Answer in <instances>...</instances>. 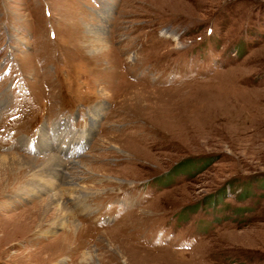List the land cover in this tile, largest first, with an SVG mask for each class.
Returning a JSON list of instances; mask_svg holds the SVG:
<instances>
[{
	"label": "rangeland",
	"instance_id": "rangeland-1",
	"mask_svg": "<svg viewBox=\"0 0 264 264\" xmlns=\"http://www.w3.org/2000/svg\"><path fill=\"white\" fill-rule=\"evenodd\" d=\"M6 153L59 158L81 225L24 166L0 264H264V0H0Z\"/></svg>",
	"mask_w": 264,
	"mask_h": 264
},
{
	"label": "bare ground",
	"instance_id": "bare-ground-1",
	"mask_svg": "<svg viewBox=\"0 0 264 264\" xmlns=\"http://www.w3.org/2000/svg\"><path fill=\"white\" fill-rule=\"evenodd\" d=\"M91 28L92 29L94 28L93 30H91L92 33L98 32V29H99L98 27H97L98 29L95 27H91ZM100 30L103 32V30L101 28H100ZM98 40H102V38H100ZM98 110H99L98 107L94 108V110L92 111L94 113L92 119L95 120L97 118ZM41 133H42L41 137L43 138L44 136H46L45 134L47 133V131L42 130ZM54 154H56V153H54ZM58 159L55 155H52V156H49L47 158H44L41 163H37V161H39L38 159L23 157V156L16 154V153H14V154H7V153L6 154H0V192L4 191L10 185V184L7 185L8 183L5 180L6 177H8V175H12V177H15L16 176L15 174L18 173L19 171L23 170L24 166L29 167L28 174L31 175V178L29 180H25L22 183V185H21L22 186L21 187L22 192L25 195L27 193V195H29V197L35 196V194H40L43 192H46V194L50 193L49 195H47V197H44L43 199H39L37 201L38 202L37 205L40 206L42 211H47V209L54 207L56 220L54 221L53 224L65 225L68 232H70V231L73 232L81 224H80V222H77L74 219H73V221L71 220L72 221L71 225L68 226L66 224L67 217H68L70 211L67 208V206L65 205L64 195L69 196V198H70V196H71V190L70 189L71 188H73L75 190H79L83 186L79 185L77 182L73 181V179H72L73 177H71L70 174L65 172V169H64L65 165L62 164L61 161H59ZM77 164H78V161H74V162H71L70 166L72 168L76 167V169H77V166H78ZM5 168H10L9 169V170H11V171H9L10 173H8V172L6 173ZM23 174H25V172ZM60 177H63V178L66 177V180L63 182V181L59 180ZM58 187H59V189H58ZM76 204H78V203H76ZM38 206H36V207H38ZM71 215H72V213H71Z\"/></svg>",
	"mask_w": 264,
	"mask_h": 264
}]
</instances>
